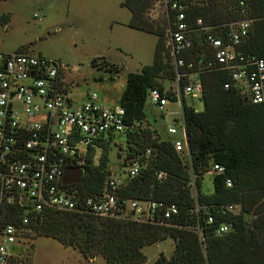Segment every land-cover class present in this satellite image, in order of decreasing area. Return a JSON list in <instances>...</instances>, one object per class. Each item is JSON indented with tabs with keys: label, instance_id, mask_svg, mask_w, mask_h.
Masks as SVG:
<instances>
[{
	"label": "trees",
	"instance_id": "obj_1",
	"mask_svg": "<svg viewBox=\"0 0 264 264\" xmlns=\"http://www.w3.org/2000/svg\"><path fill=\"white\" fill-rule=\"evenodd\" d=\"M241 1L246 4V15L242 13ZM155 2L122 3L132 14L131 28L156 33L159 38L152 63L144 65L140 72L128 74L118 100L117 105L126 110L128 128L119 134H108L90 149L78 186L86 196L101 191L106 178L113 173L109 165L110 142L123 135L128 149L125 165L137 161L140 170L127 182L122 194L140 201L176 204L178 213L165 219L162 212L156 211L145 222L133 219L130 214L100 217L80 211L46 209L31 220L27 236L52 237L77 249L89 261L102 256L108 264H144L147 259L144 248L169 237L175 241L174 253L170 257L161 253L155 264H264V106L241 94L239 87L232 84L229 71L205 68L199 73L204 89L203 110L184 104L190 160L186 161L176 150L174 140L163 139L157 129L143 126L148 118L150 90L158 88L172 97L174 93L165 80L174 81L176 76L167 44V28L175 13L166 7V27L154 30L147 13ZM184 2L189 4L185 10L187 18L196 29L200 27L197 18H202L206 25L252 19L238 50L264 57V0ZM207 45L203 32L196 30L191 58L209 50ZM93 66L119 71L105 57L95 58ZM115 76L111 78L114 80ZM187 82L183 77L181 84ZM226 83L231 86L226 88ZM68 85L67 89H71ZM98 151L101 154L97 158ZM215 165L225 167V171L217 172ZM160 171L166 174L163 178H158ZM207 173L213 176L211 193L202 189ZM228 179L232 186L227 185ZM230 205L235 209L230 210ZM197 206L198 212L194 211ZM227 222H233V230L218 234L220 225Z\"/></svg>",
	"mask_w": 264,
	"mask_h": 264
},
{
	"label": "built area",
	"instance_id": "obj_2",
	"mask_svg": "<svg viewBox=\"0 0 264 264\" xmlns=\"http://www.w3.org/2000/svg\"><path fill=\"white\" fill-rule=\"evenodd\" d=\"M189 0H165L175 13L167 34L170 55L176 70L173 96L153 88L149 101L161 110L171 104L180 109L177 124L168 132L176 150L190 160L184 104L188 99L202 101L203 85L199 78L205 68L229 71L232 84L253 103L264 106V57L246 55L238 50L252 19L206 25L197 18L194 28L185 13ZM242 13L247 14L244 1ZM35 17H39L38 13ZM196 30L202 31L209 50L192 57ZM191 60H187V58ZM65 66L55 59L27 51L0 50V264H26L24 256L28 225L46 209L80 211L100 217H124L149 221L156 211L165 219L178 213L176 204L140 201L122 194L127 182L136 177L140 165L128 164L122 172L108 176L100 192L84 195L78 184H64L68 167L87 162L92 147L110 133H122L126 125L123 106L105 107L97 93H88L86 101L75 105L65 78ZM187 69V71L185 70ZM188 82L182 85V78ZM231 83H226L229 88ZM193 106V105H192ZM195 107V106H194ZM181 120V122H179ZM217 172L225 167L215 165ZM165 172L160 171L158 178ZM193 184L195 182L193 181ZM227 185L232 186L231 179ZM197 206L194 211H199ZM230 210L235 207L229 206ZM209 221H213L212 217ZM233 222L220 225L218 234L232 231ZM199 231L202 227H198Z\"/></svg>",
	"mask_w": 264,
	"mask_h": 264
},
{
	"label": "rangeland",
	"instance_id": "obj_3",
	"mask_svg": "<svg viewBox=\"0 0 264 264\" xmlns=\"http://www.w3.org/2000/svg\"><path fill=\"white\" fill-rule=\"evenodd\" d=\"M124 1L0 0V50L14 52L26 47L27 52L60 62L65 66V78L71 85L76 106L86 101L88 93H97L99 102L105 107L115 106L126 87L128 74L140 72L144 65L152 63L159 38L156 33L129 26L132 14L122 6ZM36 13L39 17H35ZM147 16L154 30L165 28V0H156ZM97 57L107 58L119 71L94 67L93 60ZM112 75H116L114 80ZM165 83L168 89L175 86L173 79ZM192 101L188 99L197 110H203L202 101ZM176 110L180 112L176 104L161 110L148 101V118L143 126L157 129L163 139H176L180 133L168 132L180 118L179 113H172ZM110 143L109 165L119 164L121 168L115 167V172H122L128 167L125 165L128 151L125 137L116 136ZM100 154L98 151L97 158ZM212 178L211 174H206L202 180L203 189L209 193L213 191ZM25 241L26 263L108 264L102 256L89 261L77 249L64 246L52 237L28 235ZM174 249L175 241L171 237L147 245L144 264H155L161 253L170 257Z\"/></svg>",
	"mask_w": 264,
	"mask_h": 264
},
{
	"label": "water",
	"instance_id": "obj_4",
	"mask_svg": "<svg viewBox=\"0 0 264 264\" xmlns=\"http://www.w3.org/2000/svg\"><path fill=\"white\" fill-rule=\"evenodd\" d=\"M128 161H132L129 159ZM115 168L112 167V172L115 173ZM85 174V168L78 166V167H68L65 171L63 182L64 184H76L80 183L83 176Z\"/></svg>",
	"mask_w": 264,
	"mask_h": 264
},
{
	"label": "flooded vegetation",
	"instance_id": "obj_5",
	"mask_svg": "<svg viewBox=\"0 0 264 264\" xmlns=\"http://www.w3.org/2000/svg\"><path fill=\"white\" fill-rule=\"evenodd\" d=\"M112 167H114V168L117 167V169L121 168V166L119 164L118 165L116 164L114 166L112 165Z\"/></svg>",
	"mask_w": 264,
	"mask_h": 264
},
{
	"label": "crops",
	"instance_id": "obj_6",
	"mask_svg": "<svg viewBox=\"0 0 264 264\" xmlns=\"http://www.w3.org/2000/svg\"><path fill=\"white\" fill-rule=\"evenodd\" d=\"M172 140H174V139H172ZM207 174H211V173H207ZM211 175H212V174H211ZM202 189H203V188H202ZM203 191L206 192V193H209V192L205 191L204 189H203Z\"/></svg>",
	"mask_w": 264,
	"mask_h": 264
}]
</instances>
